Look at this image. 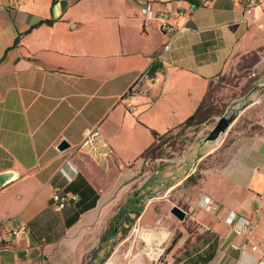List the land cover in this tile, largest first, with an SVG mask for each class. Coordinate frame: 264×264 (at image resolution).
Returning <instances> with one entry per match:
<instances>
[{
	"label": "crops",
	"instance_id": "crops-1",
	"mask_svg": "<svg viewBox=\"0 0 264 264\" xmlns=\"http://www.w3.org/2000/svg\"><path fill=\"white\" fill-rule=\"evenodd\" d=\"M147 1L0 0V174L13 173L0 183V228L30 229L0 245V264H102L159 194L185 210L178 220L193 228L181 227L167 258L264 264V123L220 150V164L194 182L184 205L178 199L195 171L189 151L155 167L142 157L153 132L182 126L236 61L256 55L260 71L264 29L237 23L236 0H154L156 12L190 14L163 50L157 21L141 17ZM255 13L264 18V0ZM155 59L162 71L151 94L126 95ZM262 80L252 79V88ZM55 191L76 199L55 209ZM243 217L253 226L238 235Z\"/></svg>",
	"mask_w": 264,
	"mask_h": 264
},
{
	"label": "rangeland",
	"instance_id": "rangeland-1",
	"mask_svg": "<svg viewBox=\"0 0 264 264\" xmlns=\"http://www.w3.org/2000/svg\"><path fill=\"white\" fill-rule=\"evenodd\" d=\"M258 57L250 55L247 58L236 61L230 70L219 75L210 85L202 104V112L199 114L200 125L189 127L180 126L176 130L164 134L159 142L163 146L162 157H170L182 152L194 158L195 171L186 181L182 190V196L178 199L179 204H186L184 198L193 193L194 182L205 177V171L221 162L220 151L225 145L237 141L241 137L250 136L260 131L264 121V80L256 87V93L252 94V100L245 103V97H250L252 90V79L258 76L264 78V65L260 64L257 72L255 65ZM254 74V75H252ZM248 94V95H247ZM247 99V98H246ZM238 105H235L236 102ZM242 103H245L243 106ZM251 104L250 106H248ZM240 106L235 120L224 127L214 139L207 136L215 127L221 116L228 107ZM248 106V107H247ZM145 158V156H144ZM150 158H153L152 156ZM156 159H149L148 166H156ZM153 161V162H152ZM196 187V186H195ZM196 189V188H195ZM170 202L162 199L160 194L155 195L150 214L143 217L127 235L126 240L117 245L115 253H111L102 264H157V257L166 256V252L172 249L174 241L180 235L181 227L192 232V224L187 221H179L170 213ZM172 215V217L170 216ZM152 227V228H151ZM142 228H147L152 238H139ZM170 231L171 235H167ZM167 235V236H166ZM166 236V240L163 239ZM190 245L186 240L184 244L173 249L172 256L178 257L182 246Z\"/></svg>",
	"mask_w": 264,
	"mask_h": 264
},
{
	"label": "built area",
	"instance_id": "built-area-1",
	"mask_svg": "<svg viewBox=\"0 0 264 264\" xmlns=\"http://www.w3.org/2000/svg\"><path fill=\"white\" fill-rule=\"evenodd\" d=\"M153 1H147L141 8V17L144 23L155 20L157 21L160 30L166 37V41L162 46L163 50H167L171 46L172 40L177 37L183 30L186 29V22L190 17V14L184 10H172V11H159L156 12L153 8ZM209 0H194L198 5H204ZM240 3L242 7L241 14L237 20V23L244 24L249 27H256L258 29H264V18L259 17L255 13L256 7L260 4L261 0H236ZM96 134V131L89 133L85 142L90 141L93 135ZM145 160V159H144ZM149 161V160H148ZM53 205L55 209H62L67 206L70 202L76 199V196L68 193H60L55 191L52 196ZM205 203H209V198H204ZM227 222L232 224L234 221L233 213L229 214L227 217ZM253 224L251 220L247 217L240 219L239 225L233 227L234 233L238 235H245L252 228ZM30 231L27 224H20L10 230L2 231L0 228V245L8 244L9 242L20 239L24 234ZM255 249V247H252ZM157 264H188L185 259L174 260L164 257H157L155 259Z\"/></svg>",
	"mask_w": 264,
	"mask_h": 264
},
{
	"label": "trees",
	"instance_id": "trees-1",
	"mask_svg": "<svg viewBox=\"0 0 264 264\" xmlns=\"http://www.w3.org/2000/svg\"><path fill=\"white\" fill-rule=\"evenodd\" d=\"M157 59L154 60V62L146 69L144 70L139 77L131 84V86L128 88L126 95H134L138 93H144V94H151L152 84L154 83L155 79L157 78V74L159 71H162L161 65L157 62L155 63ZM203 104V102H202ZM200 107L196 110L195 113L190 115L182 124L183 127H188L191 125H196L200 122L199 120V114L202 112ZM162 135H159L156 132H153L154 141L150 144V146L142 153V157L145 160L147 158L149 159H156V158H162V150L163 146L159 142V139ZM153 158H150V157Z\"/></svg>",
	"mask_w": 264,
	"mask_h": 264
},
{
	"label": "water",
	"instance_id": "water-1",
	"mask_svg": "<svg viewBox=\"0 0 264 264\" xmlns=\"http://www.w3.org/2000/svg\"><path fill=\"white\" fill-rule=\"evenodd\" d=\"M260 84L255 85L252 90L249 92L250 94L256 90V87L259 86ZM248 95V94H247ZM247 98V99H246ZM245 100L248 101H244L246 104L249 103L250 100H252L251 98L248 99V97H245ZM238 101L235 103V105H238ZM245 103H242L243 106ZM232 106V107H228L224 113L219 116L218 122L215 125V127L212 129V131L209 133V135L207 136V139H214L218 136V134L220 133V131L230 125L236 118L238 110L240 108V106L236 107V106ZM68 147V143L66 141H62L59 144V148L60 149H65ZM13 176V173H1L0 174V183H4L6 180H8L9 178H11ZM171 213L176 216L178 219L183 220L186 217V212L185 210H183L181 207L177 206V205H173L170 209ZM150 233L149 229L147 228H142V231L139 234V238H145L146 234Z\"/></svg>",
	"mask_w": 264,
	"mask_h": 264
},
{
	"label": "bare ground",
	"instance_id": "bare-ground-1",
	"mask_svg": "<svg viewBox=\"0 0 264 264\" xmlns=\"http://www.w3.org/2000/svg\"><path fill=\"white\" fill-rule=\"evenodd\" d=\"M151 236L152 235L150 233L146 234V237H148V238H152Z\"/></svg>",
	"mask_w": 264,
	"mask_h": 264
}]
</instances>
